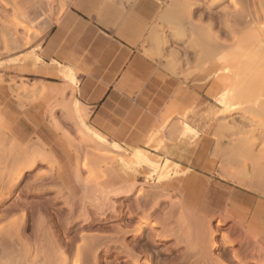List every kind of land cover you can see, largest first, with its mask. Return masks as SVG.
<instances>
[{
    "label": "rangeland",
    "instance_id": "1",
    "mask_svg": "<svg viewBox=\"0 0 264 264\" xmlns=\"http://www.w3.org/2000/svg\"><path fill=\"white\" fill-rule=\"evenodd\" d=\"M259 1L239 0L238 10L234 0H170L156 20L160 50L152 56L221 101L220 114L197 136L204 173L224 180L216 181L224 193L207 198V179L188 169L165 173L162 158L141 165L143 176L130 177L133 154L100 131L106 142L96 144L90 124L76 114V99L65 93V102L50 109L68 116L64 133L77 156V182L61 180L53 150L37 140L24 144L23 162L12 159L18 150L0 121V264H59L60 248L68 264L77 258L80 264H134V258L140 264H264V17L256 12ZM67 2L46 0L44 19H55ZM23 3L0 0V56L20 53L41 34ZM239 11L255 21L235 28ZM248 82H255L251 90H246ZM251 105L261 110L251 112ZM53 121L62 126L59 119ZM31 146L44 148L49 157H28ZM222 170L231 178L236 171L250 175L241 172L242 184L223 178ZM228 192L234 196L227 201ZM23 214L18 234L13 223ZM92 237L97 239L93 245Z\"/></svg>",
    "mask_w": 264,
    "mask_h": 264
},
{
    "label": "crops",
    "instance_id": "2",
    "mask_svg": "<svg viewBox=\"0 0 264 264\" xmlns=\"http://www.w3.org/2000/svg\"><path fill=\"white\" fill-rule=\"evenodd\" d=\"M168 2L68 0L55 19L45 20L46 0H24L41 34L20 53L0 56V121L18 150L11 158L23 162L24 144L37 140L53 150L61 180L77 182V156L64 133L68 116L50 109L66 93L90 132L133 154L130 177L143 176L141 165L162 158L165 173L188 169L207 179V198L224 193L216 183L224 180L204 173L197 136L220 114L221 101L152 56L160 50L156 20ZM233 196L228 192L226 200Z\"/></svg>",
    "mask_w": 264,
    "mask_h": 264
},
{
    "label": "bare ground",
    "instance_id": "3",
    "mask_svg": "<svg viewBox=\"0 0 264 264\" xmlns=\"http://www.w3.org/2000/svg\"><path fill=\"white\" fill-rule=\"evenodd\" d=\"M259 1V0H258ZM261 1V0H260ZM259 1V2H260ZM234 2L236 3V5H237V7H238V10H240L241 9V5H240V2H239V0H234ZM261 5H259V7H260V11H256V12H258V14L260 13L261 15H263V17H264V0H262V2L260 3ZM257 6V5H256ZM257 9H259V8H257ZM250 13H252V12H250ZM257 14V17H256V19H257V21L260 19V15H258ZM228 15V14H227ZM253 13H252V17H253ZM255 16V15H254ZM233 17V16H232ZM250 14L248 15L247 14V12H244V11H239L236 15H234V23H235V25H234V27L235 26H247L248 27V25L250 26L252 23H253V21H255V20H253V19H255V18H252V20L250 19ZM232 18V19H233ZM256 21V22H257ZM253 27V26H252ZM230 28V27H229ZM236 28V27H235ZM231 29V28H230ZM259 29H261L260 27H259ZM261 32H262V29H261ZM260 32V33H261ZM258 33V32H257ZM258 35V34H257ZM256 35V36H257ZM254 36V35H253ZM263 36V35H262ZM262 42V41H261ZM208 44V43H207ZM264 44V43H263ZM205 45H206V43H205ZM221 45V44H220ZM224 45V44H223ZM222 45V46H223ZM254 45V44H253ZM219 46V45H218ZM263 46V45H262ZM227 47V46H226ZM259 47V46H258ZM221 49H223V48H221ZM206 50V49H205ZM258 51V50H257ZM205 53V52H204ZM262 53H264V52H262ZM205 56H207L208 55V53H205L204 54ZM255 56H257V55H255ZM206 61V60H205ZM246 64V63H245ZM248 64V63H247ZM246 64V65H247ZM261 64V63H260ZM249 65V64H248ZM252 66V65H251ZM260 66V65H259ZM248 67V66H247ZM260 68V67H259ZM247 69V68H246ZM263 69H264V67H263ZM248 70V69H247ZM254 74V73H253ZM256 75V74H255ZM261 75H262V73H261ZM259 76V75H258ZM241 77V76H240ZM240 79V78H239ZM264 79V78H263ZM259 80V79H258ZM249 83V82H248ZM248 85V87H246ZM246 86H244V87H246L247 89L246 90H251L252 88H254V86H255V82H252V83H249V84H247ZM260 85V84H259ZM255 90V89H254ZM239 92H240V94H239V98L240 97H243L242 95H244V93H243V90H239ZM248 93H245V95H247ZM250 95V94H249ZM252 95V94H251ZM258 95V94H257ZM261 95V94H260ZM259 95V96H260ZM263 95V94H262ZM245 98V97H244ZM243 98V99H244ZM260 98V97H259ZM263 99V98H262ZM262 99H260V100H262ZM253 101V100H252ZM261 104H262V102H260ZM67 104V103H66ZM258 104V103H257ZM261 104H259V105H261ZM255 106V105H254ZM251 109H250V111L251 112H256L258 109H260L261 110V108H259V106H257V107H253V105H251V107H250ZM262 108H264V104L262 105ZM249 110V109H248ZM263 110V109H262ZM92 138H93V141H95V142H97L96 144H101V145H103V144H105V140L103 139V136H101V135H98V134H95V133H93V135H90ZM92 141V142H93ZM37 147H38V149H37ZM36 148L35 147H33V146H31L30 148H28L27 150H28V152H26V153H28L27 155H28V157L31 155V154H33V155H31V157L33 156V158L35 157V156H37L38 158H40V159H45V157L47 158V157H49L48 156V154L46 153V150H41V149H39V146H37ZM103 147V146H102ZM105 148V147H104ZM46 149V148H45ZM48 153H49V151H48ZM51 154V153H50ZM49 154V155H50ZM26 156V155H25ZM52 158V157H51ZM51 158H49V159H51ZM35 159H37L36 157H35ZM34 159V160H35ZM40 159H39V161H40ZM36 162L37 161H34L32 164H31V166H34L35 164H36ZM254 170V169H253ZM242 172V171H241ZM241 172H238V171H236L234 174H233V178L234 179H236L237 181H239V183H242V180L244 179V176L243 175H245V174H247V175H250V174H248V173H245L244 174V172H242V174H241ZM246 172V171H245ZM20 175V174H19ZM255 176H258V175H255ZM261 176V175H260ZM254 177V176H253ZM252 179V178H251ZM254 180V179H253ZM253 180L251 181V182H253ZM256 181L258 180V179H255ZM254 180V181H255ZM262 180V179H261ZM264 180V179H263ZM250 181V180H249ZM248 182L246 181V184H247ZM243 184V183H242ZM250 184V182L248 183V185ZM252 184V187H253V183H251ZM255 184V183H254ZM256 184H257V182H256ZM262 184H263V182H262ZM245 185V184H244ZM251 186V185H250ZM247 187V186H246ZM252 187H250V188H252ZM260 188H262V187H260ZM260 191H261V189H260ZM262 193V192H261ZM14 220H15V218H14ZM43 221V220H42ZM24 222V214H23V216L21 217V218H17L15 221H14V228H13V230L14 231H18L19 230V228H21V226L19 227V225L21 224V223H23ZM41 223H43V222H41ZM16 224H18L17 226H16ZM19 227V228H18ZM10 232V231H9ZM18 233V232H17ZM20 233V232H19ZM18 233V234H19ZM127 233V232H126ZM53 234V233H52ZM25 237V236H24ZM26 239V238H25ZM95 239L96 238H94V237H92V239H90V241H91V243L90 244H92L94 241H95ZM97 240V239H96ZM89 241V240H88ZM26 242V241H25ZM96 242V241H95ZM98 243V242H97ZM58 245V244H57ZM93 245V244H92ZM98 248V247H97ZM124 248L125 249H128V245L127 244H124ZM81 249V248H80ZM59 257H60V259H58V262H59V264H68V256H67V254H66V251L64 250V249H61L60 248V250H59ZM78 252H79V250H78ZM82 252V251H81ZM81 252H79V253H81ZM56 253H54V255H55ZM26 255V254H25ZM24 255V256H25ZM49 255V254H48ZM83 255H84V253H83ZM37 256V255H36ZM80 256H82V255H80ZM95 258V257H94ZM135 260L133 261L134 262V264H140L139 263V260L137 259V258H134ZM35 260H36V258H35ZM38 260V259H37ZM80 260L81 259H79V258H77L75 261H73L74 262V264H80L79 262H80ZM84 260V259H83ZM9 261V260H8ZM51 261V260H50ZM27 262V261H26ZM31 262V261H30ZM34 263H35V261H34ZM48 263V262H47ZM56 263V262H55ZM11 264V263H10ZM30 264V263H29ZM146 264H150V262L148 261Z\"/></svg>",
    "mask_w": 264,
    "mask_h": 264
}]
</instances>
